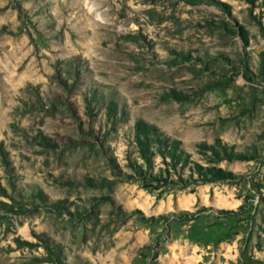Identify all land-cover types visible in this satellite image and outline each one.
I'll use <instances>...</instances> for the list:
<instances>
[{"label": "rangeland", "instance_id": "1", "mask_svg": "<svg viewBox=\"0 0 264 264\" xmlns=\"http://www.w3.org/2000/svg\"><path fill=\"white\" fill-rule=\"evenodd\" d=\"M261 2L0 0V264H264Z\"/></svg>", "mask_w": 264, "mask_h": 264}, {"label": "trees", "instance_id": "2", "mask_svg": "<svg viewBox=\"0 0 264 264\" xmlns=\"http://www.w3.org/2000/svg\"><path fill=\"white\" fill-rule=\"evenodd\" d=\"M261 8L264 10V0H262V2H261ZM264 58V57H263ZM264 60V59H263ZM142 126V127H141ZM151 131L153 132V128H151V127H147L142 121L141 122H139L138 123V125H137V140L140 142V137L141 136H143V137H145V138H147L148 136H149V134L151 133ZM153 134V133H152ZM154 135V134H153ZM156 142L158 143V144H162V145H164L165 147H167L168 148V146H169V144L170 143H168V142H166V141H164V143H162V141L161 140H157L156 139ZM169 149V148H168ZM174 158H177V157H175V156H173V159ZM176 160V159H175ZM177 160H179V157H178V159ZM159 181V180H158ZM63 201H59V202H57L56 204H57V207L58 208H61L62 206H63Z\"/></svg>", "mask_w": 264, "mask_h": 264}]
</instances>
